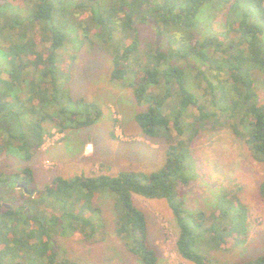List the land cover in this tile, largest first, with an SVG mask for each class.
<instances>
[{"label":"trees","instance_id":"trees-1","mask_svg":"<svg viewBox=\"0 0 264 264\" xmlns=\"http://www.w3.org/2000/svg\"><path fill=\"white\" fill-rule=\"evenodd\" d=\"M211 1L0 0V264H89L60 255L55 237L90 239L99 224L94 197L105 190L114 199L115 233L141 264H156L158 256L132 194L166 201L183 259L264 264V251L237 262L209 255L248 237L238 185L213 193L209 213L184 208L183 192L196 177L186 175L189 144L208 124L229 126L264 162V0H218L219 9L227 6L228 22L233 20L231 40L213 30L200 36L197 14ZM147 25L153 38L141 35ZM80 29L85 35L93 31V41L110 55L109 79L132 88L134 102L142 107L134 121L143 135L163 140L165 160L151 172L54 176L37 194H23V203L11 196L6 203L4 196L19 183L33 185L26 163L50 128L63 133L89 127L101 115L96 103L71 95L72 76L58 56L70 33ZM188 82L197 91L188 90ZM8 157L25 164L7 172ZM258 193L264 201V178Z\"/></svg>","mask_w":264,"mask_h":264},{"label":"rangeland","instance_id":"rangeland-1","mask_svg":"<svg viewBox=\"0 0 264 264\" xmlns=\"http://www.w3.org/2000/svg\"><path fill=\"white\" fill-rule=\"evenodd\" d=\"M220 7L219 1L213 0L197 14L200 36L213 30L226 33L228 40L235 38L230 28L233 20H227V6ZM140 32L145 38L154 37L151 26L141 27ZM83 33L81 29L70 33V40L61 47L58 56L63 68L71 73V95H82L96 103L101 115L92 126L70 128L63 133L47 125L50 135L26 163L33 171V185H25V190L15 187L10 195L4 196L6 203L10 196L12 200L18 197L19 203H23V194H37L51 184L54 176L69 179L78 175H116L120 171L151 172L165 160L163 140L143 135L134 121V114L142 107L134 102L132 88L121 87L109 79L110 55L93 41V31L89 30L88 35ZM186 87L197 91L194 82H188ZM185 120L191 121L190 117ZM171 138L174 139L173 134ZM189 149L186 175L196 177L183 192L184 208L192 213L200 210L209 213L213 193L232 184L240 187L237 195L247 208L246 241L231 248L212 250L210 257L237 262L264 251V201L258 193V185L264 178V162L255 159L244 140L226 124H208L191 140ZM0 161L4 158L0 157ZM24 164L18 158L8 157L3 170L18 171ZM98 196L93 201V206L99 209L97 232L90 239L79 234L57 235L59 254L89 264H141L115 233L112 195L105 190ZM132 201L145 214L148 240L158 256L156 264H193L176 251L178 227L166 201L136 194H132Z\"/></svg>","mask_w":264,"mask_h":264},{"label":"flooded vegetation","instance_id":"flooded-vegetation-1","mask_svg":"<svg viewBox=\"0 0 264 264\" xmlns=\"http://www.w3.org/2000/svg\"><path fill=\"white\" fill-rule=\"evenodd\" d=\"M22 187H23V189L25 190V184L23 183V182H21V183H19Z\"/></svg>","mask_w":264,"mask_h":264},{"label":"built area","instance_id":"built-area-1","mask_svg":"<svg viewBox=\"0 0 264 264\" xmlns=\"http://www.w3.org/2000/svg\"><path fill=\"white\" fill-rule=\"evenodd\" d=\"M56 132H58V131H56ZM58 133H60V132H58Z\"/></svg>","mask_w":264,"mask_h":264},{"label":"water","instance_id":"water-1","mask_svg":"<svg viewBox=\"0 0 264 264\" xmlns=\"http://www.w3.org/2000/svg\"><path fill=\"white\" fill-rule=\"evenodd\" d=\"M7 206V205H6Z\"/></svg>","mask_w":264,"mask_h":264}]
</instances>
